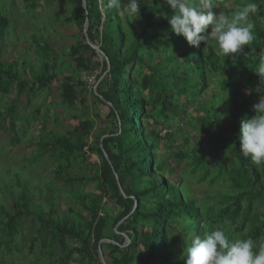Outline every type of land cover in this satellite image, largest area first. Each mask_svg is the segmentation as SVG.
Wrapping results in <instances>:
<instances>
[{
    "label": "trees",
    "instance_id": "obj_1",
    "mask_svg": "<svg viewBox=\"0 0 264 264\" xmlns=\"http://www.w3.org/2000/svg\"><path fill=\"white\" fill-rule=\"evenodd\" d=\"M52 1L22 0V6L31 15ZM60 1L65 11L69 10V21L79 31L71 38L73 44L68 50L75 71H91L99 65L91 62L96 52L85 42L86 20V38L108 60L109 70L94 98L100 105H108L115 130L108 137L95 136L90 134V123L78 119L71 132L52 142L39 140L32 163L49 154L54 160L55 181L63 182L73 206L81 208L88 219L72 211L61 218L53 217V201L46 216L36 213L34 209L40 208L33 204L27 188H22L16 178L14 184L20 192L12 203V213L0 207V247L9 254L23 221L30 217L45 225L49 236H36L30 242L29 253L36 242L45 249L47 239L51 255L59 246L62 248V254L51 258L48 264H101L98 247L105 264H185L190 239L218 226L230 238H252L258 246L264 243V164L256 165L250 157L243 156L238 138L241 119L254 116L253 105L264 97V81L255 73L258 57L264 55V0H213V11H224L229 16L249 2L258 5L250 17L255 24V39L250 47L256 52L238 54L235 60L219 51L213 52L210 44L215 41L201 42L195 47L182 35L173 33L166 18L172 10L166 0L141 5L139 18L135 20L121 17L107 6V0H83L85 9L82 0ZM229 2L232 8L225 11ZM4 19L0 17V40L4 39L8 24L7 18ZM32 43L38 62L34 68L28 61L21 64L27 78L20 76L18 62L0 63V98L15 88L17 94L26 91L29 99L38 96L31 113V118L37 119L45 101L41 94L48 91L61 68L53 67V52L45 41L32 39ZM247 47L245 53L249 51ZM84 53L90 57L85 58ZM101 67L103 75L105 61ZM212 79L217 82L219 95H213V100L200 109L202 116L184 125L210 141L214 158L208 163L199 143L186 151L181 142L172 151L175 136L171 129L175 119L182 126V113L189 107H199ZM77 86L81 83L74 82L72 76L62 77L59 97L66 111H76ZM220 103L221 113L217 108ZM224 118L225 127L220 126ZM19 119L13 107L0 112V130L8 125L13 145L19 142L15 132ZM177 133L186 136L187 142L185 131L178 129ZM167 147L172 151V160L178 164L185 162L188 170L182 171L184 175L208 187L219 183L227 192L209 193L198 200L181 178L169 182L165 174L169 175L171 169L167 171L170 165L163 152ZM227 154L230 156L227 159L221 157ZM86 156L96 159L88 165L89 176L64 175L63 170H70L74 164L79 168L82 164L84 170ZM89 185H93L94 192L83 193V188ZM108 201L118 210L110 211ZM122 234L129 241L124 246ZM103 240L108 242L100 244ZM68 241L75 244L70 250L65 247Z\"/></svg>",
    "mask_w": 264,
    "mask_h": 264
},
{
    "label": "rangeland",
    "instance_id": "obj_2",
    "mask_svg": "<svg viewBox=\"0 0 264 264\" xmlns=\"http://www.w3.org/2000/svg\"><path fill=\"white\" fill-rule=\"evenodd\" d=\"M150 4L151 0H141V5L150 6ZM41 8L29 15L23 9L22 0H0V17L8 20L4 39L0 40V63L18 62L20 76L27 78V74L22 71L23 67L21 68V64L28 61L29 64H33L34 68L38 62L34 51L35 44L32 43V39H34L37 42L41 40L46 42L53 52V67L61 68V74L51 83L48 91L41 94L45 101L37 119L31 118V113L37 106L35 102H38V96L29 99L26 91L17 94V89L15 88L12 93L0 98V112L13 107L20 117L18 123L15 124V132L18 134L19 140L16 145H13V134L10 132L8 125L3 122L1 125L5 124L0 130V207L4 208L6 212L12 213V203L15 200V196L20 192L14 184L15 179L18 178L21 187L27 188L33 204L40 208V211L34 209L36 213L46 216L51 209L53 201L55 204L53 217L58 216L61 218L67 216L69 211H72L74 213L77 212L83 219H88L87 214L82 212L81 208L73 206V199L68 195V190L64 187L63 182L55 181L53 175L54 160L49 154L40 157L35 163H32V160L37 155L38 145L36 144L40 139L43 143L56 140L66 132H71L77 125L78 119L90 123V134L92 135L108 137L114 132L115 121L108 113V105H100L94 98L96 89L103 79L101 62H104V60L102 56L96 53L95 57H92L91 62L99 64L98 66H94L91 71L76 72L75 63L69 56L68 50L73 44L71 38L78 35L79 31L69 21V10L65 11L60 0H53L51 4L42 5ZM229 8H232L231 2L224 7V10L228 11ZM218 13H224V11ZM210 49L215 53L219 51L214 43L210 44ZM83 56L89 58L90 54L84 53ZM162 56L163 53H160L159 57ZM159 72H161V75L164 74L161 70ZM92 75L96 76L93 84L83 80L84 76L91 78ZM64 76H72L74 82L78 81L81 83V86H77L76 91L78 93V101L82 103L77 102L76 111H66L61 105L59 89ZM215 83L217 82L214 79L209 82L207 92L202 95L198 108L194 105L189 107L185 113H182V126H179L180 122H178V119L173 120L171 130L175 136V142L171 147L172 151L181 142L184 143L183 149L186 151H189L194 144L199 143L206 161L208 163L213 162V151L207 137L199 135L191 129L184 128V125L193 123V118L202 116L203 112L200 109L203 110L206 107L205 104L213 100V95H219L220 92ZM181 100L183 99L181 98ZM217 108L220 109L219 113H221V103L217 105ZM226 122V118H224L220 126L225 127ZM178 129L186 132L187 142H184L186 136L177 133ZM88 140L86 139L87 142ZM161 144L168 146L166 142ZM171 149L168 148L163 151L166 153L168 166L170 165L167 171L170 172L171 169L172 172L169 175L165 174L169 182L175 183L180 181L179 178H181L198 200H202L209 193L224 194L227 192V189L219 183L214 187H208L206 183L196 184L194 177L188 178L187 174L184 175L182 171L188 170L185 168V162L178 164V162L172 160L170 157L172 155ZM86 157L84 170L81 168L82 164L80 168L78 164H74L70 170H63L64 175L84 173L89 176L90 169L88 165H92L96 162V159L93 156ZM221 157L227 159L230 156L227 154L221 155ZM90 192H94L93 185L83 188V193ZM106 206L110 211L118 210V207L112 201H108ZM23 222L19 237L16 239L15 244L10 247L11 252L7 254L0 247V264H48L50 260L56 259L57 256L62 254V248L59 246L55 254L51 255L48 239L45 249H42L40 243L36 242L33 245L32 252L29 253L30 242L36 236L47 238L49 230L45 225L36 223L34 217H30ZM120 236L123 238L122 246H124L126 244L124 234ZM74 246L75 244L72 241H68L65 244L67 250ZM75 257L76 254H73L72 258Z\"/></svg>",
    "mask_w": 264,
    "mask_h": 264
},
{
    "label": "clouds",
    "instance_id": "obj_3",
    "mask_svg": "<svg viewBox=\"0 0 264 264\" xmlns=\"http://www.w3.org/2000/svg\"><path fill=\"white\" fill-rule=\"evenodd\" d=\"M172 14L166 15L171 31L182 35L191 46L215 41L220 54L235 60L238 54H252L255 24L251 16L258 5L249 2L229 16L213 11V0H166ZM107 6L121 17L139 18L141 0H107ZM209 26L211 30L209 31ZM249 49L245 53V48ZM255 73L264 81V55H259ZM256 113L240 121V151L256 165L264 164V97L253 105ZM185 264H264V243L252 238H230L223 227H215L190 239Z\"/></svg>",
    "mask_w": 264,
    "mask_h": 264
},
{
    "label": "water",
    "instance_id": "obj_4",
    "mask_svg": "<svg viewBox=\"0 0 264 264\" xmlns=\"http://www.w3.org/2000/svg\"><path fill=\"white\" fill-rule=\"evenodd\" d=\"M82 7L85 9V3H84V1L82 0ZM87 20L85 21V23H84V28H83V35L85 36V42L90 46V48L92 49V50H94L96 53H98L100 56H102V58H103V60L105 61V63H106V72L103 74V77L105 76V74L108 72V70H109V64H108V60L105 58V56L103 55V53L99 50V47H97V46H95V45H92V44H90L89 43V41H88V39L86 38V30H87ZM122 222V221H121ZM120 222V223H121ZM119 223V224H120ZM125 239H126V242L128 243V240H127V238L125 237ZM101 242H106V240H103V241H101ZM101 242H100V244H101ZM98 259H99V261L101 262V264H105L104 263V260H103V255H102V252H101V249L98 247Z\"/></svg>",
    "mask_w": 264,
    "mask_h": 264
},
{
    "label": "built area",
    "instance_id": "obj_5",
    "mask_svg": "<svg viewBox=\"0 0 264 264\" xmlns=\"http://www.w3.org/2000/svg\"><path fill=\"white\" fill-rule=\"evenodd\" d=\"M95 77H96L95 75H92L91 78H89L88 76H84V77H83V80L86 81V82H88L89 84H93V83H94V78H95Z\"/></svg>",
    "mask_w": 264,
    "mask_h": 264
},
{
    "label": "crops",
    "instance_id": "obj_6",
    "mask_svg": "<svg viewBox=\"0 0 264 264\" xmlns=\"http://www.w3.org/2000/svg\"><path fill=\"white\" fill-rule=\"evenodd\" d=\"M124 237H126L125 235H124ZM127 238V237H126ZM128 240V239H127ZM106 242H108V241H106ZM129 242V241H128ZM128 243L126 242V245H127Z\"/></svg>",
    "mask_w": 264,
    "mask_h": 264
}]
</instances>
